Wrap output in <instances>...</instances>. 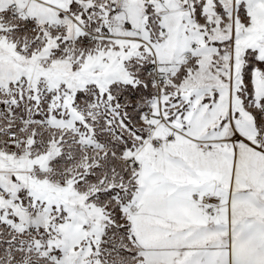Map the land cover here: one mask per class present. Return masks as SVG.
I'll return each mask as SVG.
<instances>
[{"label":"snow or ice","instance_id":"obj_1","mask_svg":"<svg viewBox=\"0 0 264 264\" xmlns=\"http://www.w3.org/2000/svg\"><path fill=\"white\" fill-rule=\"evenodd\" d=\"M0 264H264V0H0Z\"/></svg>","mask_w":264,"mask_h":264}]
</instances>
